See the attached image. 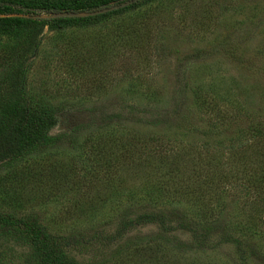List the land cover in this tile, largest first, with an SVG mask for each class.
Returning <instances> with one entry per match:
<instances>
[{
	"label": "rangeland",
	"instance_id": "rangeland-1",
	"mask_svg": "<svg viewBox=\"0 0 264 264\" xmlns=\"http://www.w3.org/2000/svg\"><path fill=\"white\" fill-rule=\"evenodd\" d=\"M20 77L25 99L27 90L59 108L35 137L67 132L86 120L81 106H94L98 114L116 112L125 120L112 123L110 133L137 134L133 153L117 158L120 166L130 160L134 171L108 191L98 182L103 168L87 155L73 161L64 143H38L26 152V131L13 137L2 131L14 129L19 102L0 95V212L38 213L49 232L66 238L68 245L56 250L80 264H263L245 245L221 241L218 231L197 243L172 222L160 228L150 220L118 237L111 233L123 208L130 219L169 205L192 215L182 199L147 200L142 188L151 178L141 164L134 165L141 152L169 157L197 150L209 156L221 145L225 156L229 139L248 136L250 121L264 123V0H153L122 18L103 17L89 26L0 30V88L17 89ZM181 87L186 99L179 97ZM167 121L178 122L177 128H164ZM241 182L226 180L218 187L226 203L221 214L242 222L252 208L242 198L250 201L252 195ZM76 233L81 236L73 244L68 235ZM257 235L249 243L264 250ZM37 258L22 232L0 228V264H38Z\"/></svg>",
	"mask_w": 264,
	"mask_h": 264
},
{
	"label": "trees",
	"instance_id": "trees-1",
	"mask_svg": "<svg viewBox=\"0 0 264 264\" xmlns=\"http://www.w3.org/2000/svg\"><path fill=\"white\" fill-rule=\"evenodd\" d=\"M150 1L153 0H0V30L10 31L36 25H49L54 29L66 26H89L103 17L111 20L119 16L122 18L124 12L135 9L138 3ZM58 13L65 14L56 15ZM42 14L45 16H40ZM22 74L23 68L20 70V75ZM22 82L23 79L20 77L17 89L0 88V95L5 98L15 97V100L19 102L18 108L12 113L16 115L11 122L14 129L10 132L4 127L2 131L5 135L20 136L21 131H26V152L38 143L47 145L57 142L64 143L72 150V159L87 155L90 162L99 165L98 168H103L98 182L107 185L108 191L114 190L118 184L121 185L126 180L128 175L132 174L128 171L132 170L130 160L120 166L117 158L133 153L131 139H138L135 137L137 134L132 132L135 135L131 133L114 135L110 133L112 130L108 129L112 123L125 120L124 117L116 112L98 114V108L94 106H81L80 110L88 114L86 120L72 124L67 132L47 134L37 138L33 133L38 130L39 125L43 123L47 125L59 108L58 105H52L40 97L29 94L27 90L25 99ZM185 89L181 87L178 90L179 97L184 99L188 94ZM150 92L154 94L153 90ZM179 119L188 123L185 115L180 116ZM174 126L172 121H167L163 127L176 129L178 122L175 121ZM245 128L249 131L248 136L243 135L244 138L241 141L234 140L235 136L229 139L232 143L226 146L225 156H223L221 145L216 146L209 156H201L197 150L189 155L181 152L169 157L151 149L141 152L134 158L137 161L134 165L141 164L140 167L144 169L146 176L151 178L147 182L148 185L142 188L147 200L167 201L171 198L179 201L182 199L188 204L187 207L192 211V215L187 216L184 208L169 205L152 209V211H139L130 219L126 216L129 211L123 208L117 217L118 222L111 236L118 237L124 230L141 222L151 220L160 228L166 227L165 222H172L173 228L188 231L197 243H201L210 232L218 231L221 241H232L236 248L241 244L245 245L252 255L264 264L263 246L254 241L249 243L258 236L257 234H261L264 242V123L258 121L253 125L250 121ZM3 133L1 136H5ZM223 157L226 158L223 159ZM223 166L229 172L228 179H224ZM64 168L66 171H71L72 167L65 165ZM226 180L228 182L242 181L241 183L249 188L246 192L252 195L250 201L248 196L242 198L244 202L252 205L251 210L245 212L242 222L235 219L229 220L221 214L226 203L223 200L221 187L218 185ZM38 216V213L32 210L19 214L0 212V228L14 227L22 232L30 246L37 252L38 264H80L64 257L56 250L61 243L68 245L65 236L49 232L41 224ZM232 229L237 231L238 236ZM77 236H81V233L70 234L68 239H72L69 241L76 244L79 239L76 241L73 239Z\"/></svg>",
	"mask_w": 264,
	"mask_h": 264
},
{
	"label": "water",
	"instance_id": "water-1",
	"mask_svg": "<svg viewBox=\"0 0 264 264\" xmlns=\"http://www.w3.org/2000/svg\"><path fill=\"white\" fill-rule=\"evenodd\" d=\"M64 15L65 13H58V14H56V15ZM69 15H72V13H68ZM78 14H81V13H78Z\"/></svg>",
	"mask_w": 264,
	"mask_h": 264
}]
</instances>
